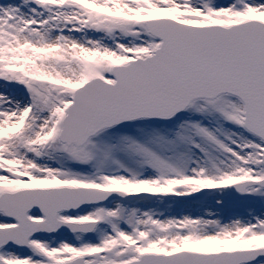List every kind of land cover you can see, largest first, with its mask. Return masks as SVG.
Masks as SVG:
<instances>
[{
  "label": "snow or ice",
  "instance_id": "obj_1",
  "mask_svg": "<svg viewBox=\"0 0 264 264\" xmlns=\"http://www.w3.org/2000/svg\"><path fill=\"white\" fill-rule=\"evenodd\" d=\"M0 264H264V0H0Z\"/></svg>",
  "mask_w": 264,
  "mask_h": 264
}]
</instances>
